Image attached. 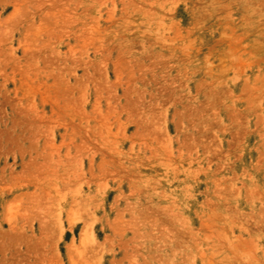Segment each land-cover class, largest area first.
Listing matches in <instances>:
<instances>
[{
    "label": "rangeland",
    "instance_id": "obj_1",
    "mask_svg": "<svg viewBox=\"0 0 264 264\" xmlns=\"http://www.w3.org/2000/svg\"><path fill=\"white\" fill-rule=\"evenodd\" d=\"M0 264H264V0H0Z\"/></svg>",
    "mask_w": 264,
    "mask_h": 264
},
{
    "label": "bare ground",
    "instance_id": "obj_2",
    "mask_svg": "<svg viewBox=\"0 0 264 264\" xmlns=\"http://www.w3.org/2000/svg\"><path fill=\"white\" fill-rule=\"evenodd\" d=\"M85 235H87V234H85ZM89 237V236H88ZM90 238V237H89Z\"/></svg>",
    "mask_w": 264,
    "mask_h": 264
}]
</instances>
